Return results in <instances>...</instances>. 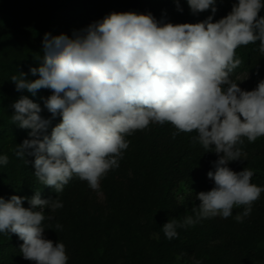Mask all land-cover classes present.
I'll list each match as a JSON object with an SVG mask.
<instances>
[{
    "label": "clouds",
    "instance_id": "obj_1",
    "mask_svg": "<svg viewBox=\"0 0 264 264\" xmlns=\"http://www.w3.org/2000/svg\"><path fill=\"white\" fill-rule=\"evenodd\" d=\"M176 10L183 12L179 0ZM197 15L211 10L197 23L173 24L151 12H112L71 36L45 33L43 60L30 67L31 75L18 71L10 81L17 92L33 96L39 89L51 90L43 109L60 122L51 128L42 117L40 104L21 94L12 104V124L28 131V139L16 145L15 157L33 156L34 175L40 184L62 193L77 177L98 190L109 171L117 169L137 131L152 124H170L175 139L193 133V142L214 151L218 159L207 177L214 182L209 191L196 194L200 201L194 215L166 222L161 230L168 240L178 238V229L193 227L202 220L233 217L242 223L264 193L252 182L255 170L236 172L233 161L247 160L245 140L264 137V79L251 91L233 79L242 64L236 50L255 45L264 56V0H238L226 17L213 22L217 0H186ZM9 163L0 154V166ZM25 201L28 207H25ZM56 198L0 197V234H16L23 241L20 253L34 264H68L63 242L45 235V222L63 208ZM47 213V214H46ZM63 226L56 223L55 229ZM194 264H202L196 260Z\"/></svg>",
    "mask_w": 264,
    "mask_h": 264
},
{
    "label": "trees",
    "instance_id": "obj_2",
    "mask_svg": "<svg viewBox=\"0 0 264 264\" xmlns=\"http://www.w3.org/2000/svg\"><path fill=\"white\" fill-rule=\"evenodd\" d=\"M179 2L183 12L176 10L174 0H0V154L9 157V163L0 166V197L31 198L37 191L45 199L58 196L64 207L56 211L53 221L45 222L46 228H52L45 235L65 244L68 264H194L196 260L202 264H264V193L242 223L234 219L233 212L227 219H205L178 229V238L172 240L162 232L170 219L182 221L199 206L177 201L174 192L181 183L214 187L207 173L218 156L193 142L195 132L180 133L173 139L174 128L168 123L135 132L128 137L129 148L119 167L108 172L98 190L74 177L57 194L36 179L33 156L25 158L26 164L14 155L16 145L29 138L30 130L12 124L11 104L23 94L43 109L41 98L52 93L43 88L34 96L26 90L17 92L10 78L18 71L28 73L29 80L39 78L31 75L29 68L42 64L45 33L71 36V27L89 23L92 15L101 13L151 12L173 24L201 22L212 14L209 9L193 15L186 0ZM237 2L217 0L213 22L226 17ZM258 15L264 16V8ZM259 43L236 50L242 64L234 73H249L252 90L264 79V56L256 51ZM41 115L51 120L50 134L61 118H53L46 109ZM244 149L247 160L229 164L236 172L252 169L264 160V137L254 143L245 140ZM24 206L28 207L27 201ZM56 223L63 226L62 231L54 230ZM22 243L16 234H0V264H34L23 259Z\"/></svg>",
    "mask_w": 264,
    "mask_h": 264
},
{
    "label": "rangeland",
    "instance_id": "obj_3",
    "mask_svg": "<svg viewBox=\"0 0 264 264\" xmlns=\"http://www.w3.org/2000/svg\"><path fill=\"white\" fill-rule=\"evenodd\" d=\"M106 14H95L90 17V22L83 24V25H78L76 27H71L70 29V35L73 34V31L83 29L87 27L89 24H91L94 21L102 19ZM264 66V62H263ZM233 79L239 83V86L243 90H248L251 91V85H250V74L249 73H233ZM255 170V175L252 178V182L259 185V186H264V160H261L255 164V166L252 168ZM212 188L209 187H204L200 186L199 184H189V183H181L178 188L175 190V196L177 201L180 204H183L184 202H196L200 204V201L196 199V194H198L201 191H209ZM99 200L102 202L103 197L99 194L98 195ZM233 212L236 214L239 212H242L241 209H234ZM182 264V263H179Z\"/></svg>",
    "mask_w": 264,
    "mask_h": 264
}]
</instances>
